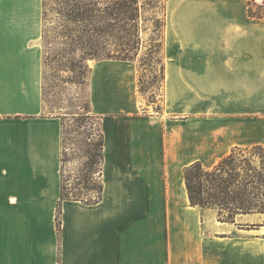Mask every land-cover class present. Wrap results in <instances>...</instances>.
<instances>
[{
  "label": "crops",
  "instance_id": "crops-1",
  "mask_svg": "<svg viewBox=\"0 0 264 264\" xmlns=\"http://www.w3.org/2000/svg\"><path fill=\"white\" fill-rule=\"evenodd\" d=\"M41 6L0 0V264H264V213L226 219L192 204L184 176L192 163L210 169L236 148L264 146L255 1L164 0L158 110L137 104L131 61H94L101 167L92 200L62 196V121L44 110Z\"/></svg>",
  "mask_w": 264,
  "mask_h": 264
},
{
  "label": "rangeland",
  "instance_id": "rangeland-1",
  "mask_svg": "<svg viewBox=\"0 0 264 264\" xmlns=\"http://www.w3.org/2000/svg\"><path fill=\"white\" fill-rule=\"evenodd\" d=\"M42 0V32L39 39L42 67L44 110L56 114L62 121L61 178L62 196L92 200L99 195L101 167V136L97 118L90 110L89 73L91 65L101 56L80 58L77 35L81 34V20L76 15L90 2V8L111 9L110 27L107 17L97 19L99 30L84 31L89 42H95L104 50L128 48L133 66L134 89L137 104L149 110H158L162 100V30L164 0ZM258 8L252 11L264 13V0H254ZM132 9H136L133 11ZM79 10V11H78ZM91 13V12H90ZM134 14L133 28L120 21L123 16ZM92 14H97L93 11ZM131 28V29H129ZM111 33L110 36L107 35ZM117 36L122 37L121 41ZM125 44V46L122 45ZM100 55V54H99ZM150 106V107H147ZM232 171L222 178L195 179L205 192L201 197L214 194L219 200L229 196L233 201L226 205H205L216 209L222 217L241 211L242 203L254 209L264 210V146L240 147L231 153ZM200 174L199 170H195ZM223 187L226 193L219 192ZM57 214V213H56Z\"/></svg>",
  "mask_w": 264,
  "mask_h": 264
},
{
  "label": "trees",
  "instance_id": "trees-1",
  "mask_svg": "<svg viewBox=\"0 0 264 264\" xmlns=\"http://www.w3.org/2000/svg\"><path fill=\"white\" fill-rule=\"evenodd\" d=\"M125 4H127L128 6H131L135 3L132 0H125ZM86 7L82 8L84 10H82V12L80 11L76 17L77 19L81 20V28L79 29V31L81 32V34L77 35V41H78V47L76 48V50L78 49L80 51V58L81 60H84L86 57H96V56H101L100 58L102 59H122V60H129L131 59V57L128 56L129 53V49L125 48V49H121L120 51L118 50H104L103 48H100V46L95 42V40L89 42V40L86 38V36H90L92 34H90L89 32H87V35L84 34L82 35V32L84 33V31H91L95 33L99 30V28L97 26L93 27V25H95V22L97 24V19L102 20V18L107 17L108 19V28L110 27V16H112L111 13V9L107 6L106 8H90L89 6L92 5L90 2H86L85 3ZM133 11H136V9H132ZM79 11V10H78ZM95 11L97 12V14H92V12ZM91 12V13H90ZM135 20V15L131 13V15L129 16H123V18H120V21L124 22V32H126V25H130V27L133 28L134 24L131 23V21ZM131 29V28H129ZM107 35L110 36L111 33L108 32L107 30ZM127 34V32H126ZM123 37V36H122ZM120 36H117V39L119 41H121ZM122 42H120L121 44ZM123 46H125V44L122 43ZM100 54V55H99ZM90 111V110H89ZM101 146V145H100ZM237 149V148H236ZM235 150V149H234ZM233 151V150H232ZM231 160V154H228L227 156L223 157L216 165H214L212 168L210 169H205L201 166V164L199 162H195L192 163L188 166L185 167L184 169V176H185V183H186V187L188 190V194H189V199L190 202L192 204H197L199 206H219V205H226L228 206V204L230 203L229 201H231L232 199L229 198V196L223 197V198H218L219 200H215L212 201V197L213 199L216 198V196L214 194H209V196H207V198H203L200 196V194L202 192H205V189H202L201 182L198 181L199 185L194 186L192 185V176L197 179V178H205L206 180L208 178H214L215 176H219L220 178H222V176L224 174H230V172L232 171V164L230 163ZM195 170H199L201 173L198 175L196 174V172H194ZM219 192L221 193H226V190L223 187L219 188ZM75 198H80V197H75ZM231 203H233V201H231ZM240 209V212H247V211H251V210H257V211H261L262 213H264V210H259V209H254V207H250L248 205H245L244 203L241 204V206L237 207V209ZM231 216H228L226 219H230ZM56 220H57V226L59 227V223H60V219H59V209H57V214H56Z\"/></svg>",
  "mask_w": 264,
  "mask_h": 264
},
{
  "label": "bare ground",
  "instance_id": "bare-ground-1",
  "mask_svg": "<svg viewBox=\"0 0 264 264\" xmlns=\"http://www.w3.org/2000/svg\"><path fill=\"white\" fill-rule=\"evenodd\" d=\"M258 2H262V0H258Z\"/></svg>",
  "mask_w": 264,
  "mask_h": 264
}]
</instances>
